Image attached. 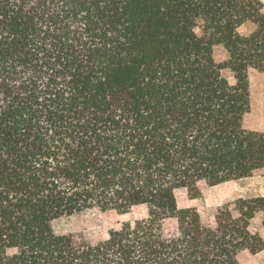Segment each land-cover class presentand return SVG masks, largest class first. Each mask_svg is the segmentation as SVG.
Listing matches in <instances>:
<instances>
[{
	"label": "trees",
	"instance_id": "trees-1",
	"mask_svg": "<svg viewBox=\"0 0 264 264\" xmlns=\"http://www.w3.org/2000/svg\"><path fill=\"white\" fill-rule=\"evenodd\" d=\"M250 69L264 73V0H0V264H242L264 251V196L212 220L177 201L264 174ZM142 205L103 240L53 229Z\"/></svg>",
	"mask_w": 264,
	"mask_h": 264
},
{
	"label": "rangeland",
	"instance_id": "rangeland-1",
	"mask_svg": "<svg viewBox=\"0 0 264 264\" xmlns=\"http://www.w3.org/2000/svg\"><path fill=\"white\" fill-rule=\"evenodd\" d=\"M215 50L219 61L228 59V52L222 45L216 46ZM224 74L233 79L230 70H224ZM252 115L253 119L249 122V127L263 131L260 116L253 110ZM256 196H264V174L217 186L204 185L200 197L192 198L183 192L178 195L177 201L180 208H197L205 220H212L219 208L232 204L239 198ZM146 215L147 208L143 205L135 207L127 215H121L116 211L103 212L93 209L57 219L53 222V229L57 234H82L89 240L99 241L106 239L111 229H119L123 222H134ZM176 224L175 219H169L165 222V228L173 230ZM255 226L261 230L264 237V230L260 224L256 222ZM240 261L242 264H264V251L255 255L245 252L241 255Z\"/></svg>",
	"mask_w": 264,
	"mask_h": 264
},
{
	"label": "crops",
	"instance_id": "crops-1",
	"mask_svg": "<svg viewBox=\"0 0 264 264\" xmlns=\"http://www.w3.org/2000/svg\"><path fill=\"white\" fill-rule=\"evenodd\" d=\"M255 30L256 25L252 22H246L239 28V32L244 36L252 34ZM249 75L252 110L260 116L261 128L264 131V73L250 69Z\"/></svg>",
	"mask_w": 264,
	"mask_h": 264
}]
</instances>
